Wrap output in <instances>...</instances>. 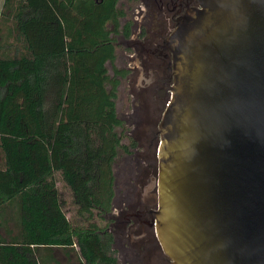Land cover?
Instances as JSON below:
<instances>
[{
  "label": "trees",
  "instance_id": "1",
  "mask_svg": "<svg viewBox=\"0 0 264 264\" xmlns=\"http://www.w3.org/2000/svg\"><path fill=\"white\" fill-rule=\"evenodd\" d=\"M84 2L82 12V0H4L0 264H119L108 225L94 222L111 211L121 142L106 67L115 48L109 10L95 17Z\"/></svg>",
  "mask_w": 264,
  "mask_h": 264
},
{
  "label": "water",
  "instance_id": "2",
  "mask_svg": "<svg viewBox=\"0 0 264 264\" xmlns=\"http://www.w3.org/2000/svg\"><path fill=\"white\" fill-rule=\"evenodd\" d=\"M172 37L156 231L172 264H264V0H199Z\"/></svg>",
  "mask_w": 264,
  "mask_h": 264
},
{
  "label": "flooded vegetation",
  "instance_id": "3",
  "mask_svg": "<svg viewBox=\"0 0 264 264\" xmlns=\"http://www.w3.org/2000/svg\"><path fill=\"white\" fill-rule=\"evenodd\" d=\"M95 6V17L109 10L114 61L108 76L116 87L121 139L113 166L114 197L105 216L116 253L125 264H172L156 231L161 124L172 104L179 71L171 40L199 0H82ZM128 86L126 112L118 109L122 84ZM112 90L113 85L108 86ZM118 256V261L120 260Z\"/></svg>",
  "mask_w": 264,
  "mask_h": 264
},
{
  "label": "rangeland",
  "instance_id": "4",
  "mask_svg": "<svg viewBox=\"0 0 264 264\" xmlns=\"http://www.w3.org/2000/svg\"><path fill=\"white\" fill-rule=\"evenodd\" d=\"M3 4H4V0H0V15L1 12L3 10ZM128 93V86L127 84L123 83L122 86L120 87V91H119V101H118V109H119V113L120 115H122L123 113L126 112V106H127V98H126V94ZM59 189L61 192V196L62 199L65 201L66 203V210L68 211V216L70 217H74L76 215V209H74L73 207V197L71 195V193L69 192V190L63 186V184H59ZM97 212L95 211V219L94 222L98 223L101 227L106 228L107 225H109L108 221H102L100 220V218H98L96 216ZM117 251V249H116ZM118 252V251H117ZM120 256V254H117V257ZM120 260H119V264H125L124 263V259L122 258V256H120Z\"/></svg>",
  "mask_w": 264,
  "mask_h": 264
}]
</instances>
